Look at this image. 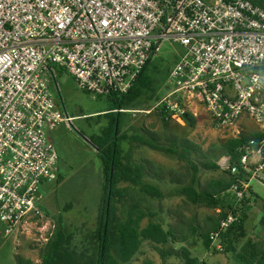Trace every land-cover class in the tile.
<instances>
[{"label":"built area","instance_id":"1","mask_svg":"<svg viewBox=\"0 0 264 264\" xmlns=\"http://www.w3.org/2000/svg\"><path fill=\"white\" fill-rule=\"evenodd\" d=\"M163 43L179 48V60L169 93L153 110L181 120L186 103L194 101L219 128L249 119L263 134L240 160L251 176L232 188L235 212L210 236L223 250V235L238 222L251 182L264 172V9L254 0H0V223L5 235L42 216L37 193L43 182L58 178L51 134L73 121L53 93L58 70L93 99L127 94ZM225 169L239 171L229 160Z\"/></svg>","mask_w":264,"mask_h":264},{"label":"rangeland","instance_id":"2","mask_svg":"<svg viewBox=\"0 0 264 264\" xmlns=\"http://www.w3.org/2000/svg\"><path fill=\"white\" fill-rule=\"evenodd\" d=\"M215 1V0H212ZM179 48L169 43H163L162 51L156 60L164 67L173 70L179 57ZM55 80L53 93L59 108L73 121L62 127L51 136L58 155L59 173L63 180L60 183L43 182L40 187L42 199L38 203L42 216L23 222L12 235H5L0 225V264H25L31 261L41 264V251L56 228L59 218H62L67 229L75 235L74 245L80 250L88 247L92 233L96 229L99 210L103 200L104 175L102 163L89 139L99 134L107 120L99 118L110 108L106 97L93 99L91 95L82 92L74 79L63 69ZM57 85V86H56ZM168 79L162 87V93H169ZM156 105V104H155ZM147 104L141 105L136 111H150L155 108ZM185 109L196 119L194 128L186 126L181 120H170L167 127L163 126L160 118L152 114H125L122 119L123 131L130 136L141 135L146 138L156 135L161 144L168 146V140L188 141L194 145L190 160L201 169L197 174L202 188H207L215 181L227 179L225 169L228 160L225 145L240 134L259 132V127L249 119H242L229 128H219L211 120L205 108L197 103H186ZM133 165H144L148 169L143 182L156 184L164 192L163 200H156L143 193L138 187L123 183L126 201L119 205V216L126 219L134 203L140 206L145 218L141 223L146 227L150 221L161 223L166 230H176L178 244H170L166 248L186 247L194 257L207 264H241L234 253L223 251L213 252L203 246L197 233L192 229L205 228L217 219L219 210L199 206L178 190L190 184L192 179L188 161L176 156L140 147L133 142L124 146ZM217 164L218 170L202 169V163ZM151 174V177H150ZM158 174V178L152 175ZM250 188L254 193L252 207L248 212L245 224V237L236 246L239 249L246 240L264 241V172L259 173L258 179L251 182ZM150 214L154 217L149 216ZM160 247L145 242L140 252L130 264H183L180 260L169 257L162 259Z\"/></svg>","mask_w":264,"mask_h":264},{"label":"trees","instance_id":"3","mask_svg":"<svg viewBox=\"0 0 264 264\" xmlns=\"http://www.w3.org/2000/svg\"><path fill=\"white\" fill-rule=\"evenodd\" d=\"M254 4L264 9V0H254ZM154 59H157V56L150 59L127 94H114L106 97L110 102V108L98 117H104L107 123L100 129L99 134L89 139V144L94 148L102 163L104 185L102 206L99 210L96 229L92 233L91 241L87 244L88 247L84 246L82 250L77 248L74 245L75 235L67 229L62 218H59L56 228L41 251V264H130L145 242L160 247L159 252L164 261L169 257H174L183 264H207L194 257L191 250L186 247L167 249L166 247L170 244H178L176 230H166L161 223L154 221L142 227L141 223L145 214L138 204H133L126 219L119 216V205L126 201L125 189L120 186L123 183L138 187L152 199L163 200L165 198L159 186L143 182L145 175L149 173L148 169L142 164L133 165L130 162L124 146L133 142L140 147H148L151 150L188 161L192 179L190 184L180 188L177 193L196 205L219 210L217 219L209 223L207 227L192 229L193 233H197L205 248L219 252L213 246L210 236L219 230L221 221L235 210L237 201L232 188L243 181L248 182L251 176L241 168L240 160L245 154V149L250 146V142L255 141L259 144L263 139V134L261 132L240 134L237 138L229 140L225 145L226 155L229 164L239 167L238 173L234 175L227 171V179L212 182L207 188H202L197 178L201 169L190 160L194 145L188 141L178 142L176 139H171L168 140L169 145L164 146L156 135L146 138L138 134L130 136L123 131L122 119L125 114L139 110L137 108L144 104L154 106L165 96L162 93V87L166 85L173 70L164 67ZM178 60L179 58L175 65ZM167 88L169 89L170 86L168 85ZM153 111L160 118L163 126L167 127L172 117L160 109ZM181 119L190 128L196 125V119L189 112H186ZM201 165L205 170L220 169L214 163L208 162ZM156 176L158 174L152 175V178L158 180ZM62 180L63 177L59 173L56 183ZM253 197L254 193L250 188L241 202V215L238 222L232 224L222 237V251L234 253L241 264H264V241L251 238L246 240L239 249L236 247L246 235L245 224L252 207ZM149 216L154 217L152 214ZM261 224L264 226V217ZM25 264L34 263L26 261Z\"/></svg>","mask_w":264,"mask_h":264},{"label":"crops","instance_id":"4","mask_svg":"<svg viewBox=\"0 0 264 264\" xmlns=\"http://www.w3.org/2000/svg\"><path fill=\"white\" fill-rule=\"evenodd\" d=\"M61 76V74L59 73L58 74V76L55 78V80H57L58 79V77H60ZM55 80H54V82H53V86H54V88H56L55 87ZM52 86V87H53ZM57 86V85H56ZM72 119V118H71ZM62 127H65V128H67V126H65V125H61V126H59L52 134H51V136H53V134L55 133V132H57L60 128H62ZM42 195V194H41ZM0 225L2 226V224L0 223ZM2 228H3V226H2Z\"/></svg>","mask_w":264,"mask_h":264},{"label":"water","instance_id":"5","mask_svg":"<svg viewBox=\"0 0 264 264\" xmlns=\"http://www.w3.org/2000/svg\"><path fill=\"white\" fill-rule=\"evenodd\" d=\"M40 195H41V193H40V192H38V193H37V197H38V198H40Z\"/></svg>","mask_w":264,"mask_h":264}]
</instances>
